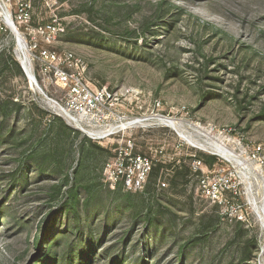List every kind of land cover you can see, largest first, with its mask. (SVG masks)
I'll use <instances>...</instances> for the list:
<instances>
[{"label": "rangeland", "instance_id": "374dc122", "mask_svg": "<svg viewBox=\"0 0 264 264\" xmlns=\"http://www.w3.org/2000/svg\"><path fill=\"white\" fill-rule=\"evenodd\" d=\"M3 1L27 42L59 24L50 48L74 52L90 82L148 121L91 137L31 86L14 32L0 29V264H264L249 201L264 199L262 158L236 184L249 204L226 211L203 197L191 165L218 157L157 120L192 123L186 136L221 137L235 152L264 145V0ZM36 79L57 104L55 86ZM130 155L151 161L136 191L105 175Z\"/></svg>", "mask_w": 264, "mask_h": 264}, {"label": "built area", "instance_id": "2783aa9c", "mask_svg": "<svg viewBox=\"0 0 264 264\" xmlns=\"http://www.w3.org/2000/svg\"><path fill=\"white\" fill-rule=\"evenodd\" d=\"M0 3V23L2 24L0 29L9 28L7 22L11 21L17 32L18 29L15 27L12 14L5 8L3 0ZM3 8L8 11L7 15ZM16 16L19 20L28 21L30 18L29 4L21 3L20 12ZM62 31L63 28L59 24H44L34 29L40 41L27 42L24 40L32 74L35 78L38 77L46 89L51 85L55 86L60 104L59 111L62 115L81 128H102L117 125L121 121L131 123L123 127H116L115 132L132 131L138 128V125L141 124L136 123L135 120L143 119L146 116H133L126 108L129 99L121 100L122 92L104 87L99 88L90 82L86 78L82 59L74 52L50 48V44ZM156 105L158 107L159 102ZM224 143L226 145V142ZM226 147L228 148L227 145ZM234 149H232L235 153L234 158L207 153L217 156L221 163L213 164L212 167L197 160L191 163L193 171L197 173L198 190L203 197L219 208H225L226 211L239 205L238 203L243 197L248 202V192L245 191L242 195L236 184L246 178L251 179L253 171L256 173L258 168L263 169L259 164L253 165L255 159L262 158L264 164L263 144L253 145L248 149L241 147L236 152ZM120 159L117 174L112 173L109 166L105 167L107 179L113 182H122L130 190L141 189L150 173L151 161L143 155H130ZM229 174H231L230 177ZM232 178L236 179L235 184H233Z\"/></svg>", "mask_w": 264, "mask_h": 264}, {"label": "bare ground", "instance_id": "6f19581e", "mask_svg": "<svg viewBox=\"0 0 264 264\" xmlns=\"http://www.w3.org/2000/svg\"><path fill=\"white\" fill-rule=\"evenodd\" d=\"M0 5H1V3H0ZM3 11H4V9H3ZM5 15H7V13H5ZM9 26H10L9 28L14 32V34L16 36V40H17L16 52H15L16 56H17L18 60H20V62L24 65L25 70L28 73V75H32V71L30 70V67H29L28 52L26 50L24 40L18 35L19 33L17 34V32L14 31L13 27L10 24H9ZM29 82H30L31 86L33 88H35V85L33 84L32 80H29ZM49 104L52 107H55L56 109L58 108L60 110V104L58 102L56 104V103H54V101L53 102L49 101ZM157 120L160 121L162 124L176 130L180 136L185 137L188 141L192 142L194 146H196L198 149H200L202 151H205V152H208L211 154H215V155L229 156L231 158L235 157V153L226 147V145L223 141V138H221V137L213 138L209 142H207L205 140V142L199 143L196 139L192 138L191 136H188V135L186 136L183 133V127L185 124L187 126H190V127L192 126L196 130L199 129L198 126H196L192 123H185L180 119L168 117V116L167 117H161L160 116ZM147 121H148V118L135 120L136 123H140V124L145 123ZM130 123L131 122L121 121L117 125L114 124V125H109V126L102 127V128H83L82 130H84L86 133L91 135V137H93V138H104V137H107V136H110L111 134H113L115 132L116 127H119V126L123 127V126H126L127 124H130ZM202 135L208 136V133L205 131L202 133ZM256 178L258 179L259 177L256 176ZM248 183H250L249 180H248ZM262 197H263V194H262V191H260V196L258 199L255 196H251L249 198V201L251 203L252 209H254L255 213L258 215V217L260 219V222L264 226V199Z\"/></svg>", "mask_w": 264, "mask_h": 264}, {"label": "water", "instance_id": "95a60500", "mask_svg": "<svg viewBox=\"0 0 264 264\" xmlns=\"http://www.w3.org/2000/svg\"><path fill=\"white\" fill-rule=\"evenodd\" d=\"M7 24H8V26H9V24H10V25L13 27V24H12L11 21H8ZM9 27H10V26H9ZM13 29H14V31H16L14 27H13ZM24 71H25V75H26L27 79L32 80L33 84L35 85V88L37 89V91H38L40 94H42V95L46 98V101H47V102L52 101V99L47 98V96L44 94L42 88L38 85L35 76H34L33 74H32V75H28V73L26 72V70H24Z\"/></svg>", "mask_w": 264, "mask_h": 264}]
</instances>
